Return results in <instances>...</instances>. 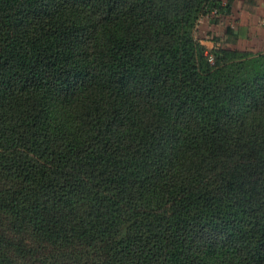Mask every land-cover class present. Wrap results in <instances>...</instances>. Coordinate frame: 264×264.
I'll return each mask as SVG.
<instances>
[{
	"label": "trees",
	"instance_id": "obj_1",
	"mask_svg": "<svg viewBox=\"0 0 264 264\" xmlns=\"http://www.w3.org/2000/svg\"><path fill=\"white\" fill-rule=\"evenodd\" d=\"M220 0H0V264H264V51L195 37Z\"/></svg>",
	"mask_w": 264,
	"mask_h": 264
},
{
	"label": "crops",
	"instance_id": "obj_2",
	"mask_svg": "<svg viewBox=\"0 0 264 264\" xmlns=\"http://www.w3.org/2000/svg\"><path fill=\"white\" fill-rule=\"evenodd\" d=\"M220 1L228 3L231 12L216 23L209 20V27L215 31L216 44L221 45L219 42L222 41L223 46L232 49L264 51V0ZM207 43L213 47L211 42Z\"/></svg>",
	"mask_w": 264,
	"mask_h": 264
},
{
	"label": "rangeland",
	"instance_id": "obj_3",
	"mask_svg": "<svg viewBox=\"0 0 264 264\" xmlns=\"http://www.w3.org/2000/svg\"><path fill=\"white\" fill-rule=\"evenodd\" d=\"M212 13H206L202 17H200L195 28V37L198 38L199 41L202 44H205V46L209 49H211L212 47L210 46V43L208 44L207 42H211L213 45V41H215L216 36L215 31L209 27V20L212 19V16L214 15ZM218 30H220L219 27ZM219 44L222 45V41H220Z\"/></svg>",
	"mask_w": 264,
	"mask_h": 264
}]
</instances>
